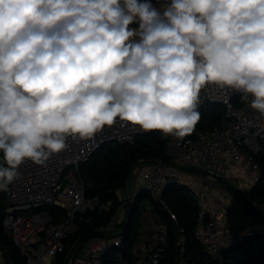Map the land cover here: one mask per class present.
<instances>
[{"label":"clouds","instance_id":"obj_1","mask_svg":"<svg viewBox=\"0 0 264 264\" xmlns=\"http://www.w3.org/2000/svg\"><path fill=\"white\" fill-rule=\"evenodd\" d=\"M209 86L264 115V0H0V192L117 119L191 135Z\"/></svg>","mask_w":264,"mask_h":264},{"label":"built area","instance_id":"obj_2","mask_svg":"<svg viewBox=\"0 0 264 264\" xmlns=\"http://www.w3.org/2000/svg\"><path fill=\"white\" fill-rule=\"evenodd\" d=\"M161 2L165 4L166 0H152V3L163 5ZM205 103L224 106L222 125L210 130L195 129L183 139L163 136L167 154L173 157L172 161H185L189 166L210 170L222 153L235 162L242 159L250 168L252 186L260 176L256 157L264 149V115L251 109L248 101H242L239 92L233 90L230 94L215 86L202 90L198 106ZM143 133L145 131L138 126L117 119L113 126H105L91 140L69 138L68 148L53 154L45 165L25 161L19 166L20 178L6 192L2 226L4 234L24 256V264H55L60 253H64L63 264H103L108 251L120 256L126 230L122 234L119 232L130 206L142 192L150 194L154 202L144 206L139 218L141 238L133 243L131 251L137 264H158L168 242V227L159 218L154 204L158 202L165 207L160 195L169 185L186 186L193 192L199 207L193 235L209 256L219 258L222 248L241 243L246 236L260 231L242 230L234 224L220 227L217 224L219 208L213 216H206L209 196L216 206L223 202L218 194L220 186L209 177L183 171L162 161L141 159L132 164L124 186L117 190V203L112 198L86 195L79 165L102 145L133 143ZM46 206L64 209L65 218L54 223ZM254 208H264V202ZM167 213L176 220L171 210L167 209ZM96 216L103 217L104 221L94 228L93 236H85L84 241L75 236L67 242L82 223ZM182 231L179 229L178 237L181 255L185 251ZM41 248L43 252H40ZM1 257L4 258L0 249V264H8ZM178 264H185V260L180 259Z\"/></svg>","mask_w":264,"mask_h":264},{"label":"trees","instance_id":"obj_3","mask_svg":"<svg viewBox=\"0 0 264 264\" xmlns=\"http://www.w3.org/2000/svg\"><path fill=\"white\" fill-rule=\"evenodd\" d=\"M198 110L201 119L195 129L210 130L222 125L225 112L222 104L205 103L198 106ZM141 159L165 163L173 160L166 152V139L158 131L140 134L133 143L102 145L86 162L79 165L80 175L86 185V195L112 198L117 203V190L124 186L132 164ZM256 160L260 167V176L247 195L243 196L251 207L264 202V149ZM160 197L165 207L157 202L154 208L159 218L167 224L168 242L158 264H178L180 259H184L185 264H264V222L259 232L246 236L241 243L222 248L219 258H213L204 252L193 235L199 210L193 192L186 186L169 185L163 189ZM153 202L150 194L144 192L136 198L130 206L131 219L123 235L121 255L117 256L108 251L104 255L103 264H137L131 248L141 238L139 218L144 206ZM6 206V192H0V249L9 264H24V256L3 232L2 218ZM45 209L54 223L66 216V211L60 207L46 206ZM167 209L176 215V220L170 218ZM103 221V217L96 216L93 220L82 223L78 232L67 242L75 236H88ZM179 229L183 230L185 237V251L182 255L179 251ZM63 258L64 253L58 254L55 264H63Z\"/></svg>","mask_w":264,"mask_h":264},{"label":"crops","instance_id":"obj_4","mask_svg":"<svg viewBox=\"0 0 264 264\" xmlns=\"http://www.w3.org/2000/svg\"><path fill=\"white\" fill-rule=\"evenodd\" d=\"M153 5L157 8L161 6L158 3H153ZM211 167H213V170L222 172L242 195L240 197L232 196L225 189L219 187L218 194L223 202L216 206L214 199L209 196L206 216H213V213L219 208L220 214L217 215V224L220 227L234 224L242 230L254 231L260 229L264 220L255 216L252 212L247 210L243 203H241L244 200L243 196L247 195L252 183L251 171L248 164L242 159L235 162L228 154L222 153L213 162ZM238 201L241 202L238 203ZM257 212L264 218L263 212Z\"/></svg>","mask_w":264,"mask_h":264},{"label":"water","instance_id":"obj_5","mask_svg":"<svg viewBox=\"0 0 264 264\" xmlns=\"http://www.w3.org/2000/svg\"><path fill=\"white\" fill-rule=\"evenodd\" d=\"M132 26H138V24L134 23V24H132ZM169 164L171 166L179 168L183 171L197 173V174L209 177L218 186L225 189L230 195L235 196V197L241 196L240 191L224 175H221V174H219L213 170L206 169V168H199V167H195V166L184 165V164H180V163L175 162V161H171V162H169ZM244 205L246 206L247 210L252 212L255 216H257L261 220H264L263 216H261L254 207H251L250 205H247L245 203H244ZM130 219H131L130 212H127V216L125 218L122 230L119 232V234H122L127 229V226L130 223ZM93 235H94V233H91L88 236L91 237ZM85 238L86 237H83V241L85 240Z\"/></svg>","mask_w":264,"mask_h":264},{"label":"rangeland","instance_id":"obj_6","mask_svg":"<svg viewBox=\"0 0 264 264\" xmlns=\"http://www.w3.org/2000/svg\"><path fill=\"white\" fill-rule=\"evenodd\" d=\"M162 3V2H161ZM162 4H164V3H162ZM5 163V161L3 160V155L0 153V164H4ZM180 164H184V165H190L188 162H185V161H182V162H179ZM239 202H241V201H238V203ZM247 204V205H249L248 203H247V201L244 199L243 200V204ZM239 205H241V204H239ZM242 206V205H241ZM257 211H260V212H263L264 213V208H258L257 209ZM40 252H43V248H41L40 249ZM3 256H4V254H3ZM4 260L5 259V262L6 263H8V261H7V259L5 258V256H4V258L3 257H1V260ZM9 264V263H8Z\"/></svg>","mask_w":264,"mask_h":264}]
</instances>
